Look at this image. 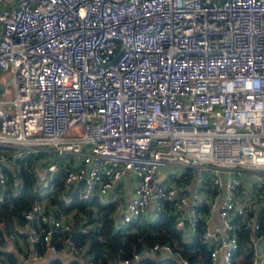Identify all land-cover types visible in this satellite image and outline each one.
<instances>
[{"label":"built area","instance_id":"obj_1","mask_svg":"<svg viewBox=\"0 0 264 264\" xmlns=\"http://www.w3.org/2000/svg\"><path fill=\"white\" fill-rule=\"evenodd\" d=\"M39 152L41 185L58 168L52 155L61 157L63 195L77 189L83 201L114 202L116 226L167 202L189 241L203 205L200 237L212 264L231 263L238 225L248 232L250 264H264V212H256L264 198V0L0 6V163L14 168ZM166 165L181 169L161 172ZM62 219L46 198L35 200L7 240L26 230L22 261L47 250L94 264ZM154 253L170 246L154 243L121 264Z\"/></svg>","mask_w":264,"mask_h":264},{"label":"trees","instance_id":"obj_2","mask_svg":"<svg viewBox=\"0 0 264 264\" xmlns=\"http://www.w3.org/2000/svg\"><path fill=\"white\" fill-rule=\"evenodd\" d=\"M44 156L41 152L26 154L15 159L14 168L0 163L4 177L0 185V264H21L16 254L6 249L7 235L14 231V225L18 223L22 212L33 201L41 198L47 199L57 217L62 216L63 224L70 231L75 230L79 222H83L82 231L73 238L86 245V253L94 264H121L124 258L154 243L168 244L171 253L144 255L139 260L140 264H180L182 258L192 264H212L208 256V245L200 237L204 230L202 215L206 210L203 205L198 207L195 233L189 241L183 240L182 231L175 228V214L167 202H163L162 209L148 219L138 216L116 226L114 202H101L96 196L83 201L78 198L77 189L63 195L65 168L61 157L52 155L58 168L47 183L41 185L43 177L36 174L33 163L36 158L42 159ZM68 231L66 228L56 229L52 240L58 243L59 237ZM236 232L237 247L230 264H250L252 249L248 232L240 225ZM261 254L264 256V249ZM41 264L64 263L52 258ZM67 264L79 263L71 261Z\"/></svg>","mask_w":264,"mask_h":264},{"label":"crops","instance_id":"obj_3","mask_svg":"<svg viewBox=\"0 0 264 264\" xmlns=\"http://www.w3.org/2000/svg\"><path fill=\"white\" fill-rule=\"evenodd\" d=\"M243 180H246V178L244 177ZM124 188H125V191H124V196L122 198L123 203L131 194V187H130V185L126 184V182L124 184ZM122 205H124V204H122ZM256 212L263 214V212H264V198L258 202V204L256 206ZM144 218H147V215H145ZM210 226H212V227H218L219 226V221L215 215H213L211 220H210ZM261 245H262L261 248L263 250L264 240H262ZM30 246L31 245H30V242L27 238L26 230L20 229V230H17L15 232V240L14 241L11 242V241L7 240L6 249L14 252L21 264H41L42 262L48 261V259H52V258H57L61 262H63L64 264L70 263L71 261H76L79 264H82L79 260L74 259V258H70L69 256L64 255L63 253L53 254V253L48 252L47 250H41V252H40L41 257L38 259L27 258L25 261H22L20 256L23 254L25 255L29 251Z\"/></svg>","mask_w":264,"mask_h":264},{"label":"water","instance_id":"obj_4","mask_svg":"<svg viewBox=\"0 0 264 264\" xmlns=\"http://www.w3.org/2000/svg\"><path fill=\"white\" fill-rule=\"evenodd\" d=\"M34 170L36 174L41 177L44 174V167H43V159L41 158H36L33 163ZM83 183V180L78 181V185L81 186ZM125 210V205H122L119 209L120 212ZM83 222H79L77 229L76 230H71L70 234L72 237L75 235L79 234L82 231V224Z\"/></svg>","mask_w":264,"mask_h":264},{"label":"rangeland","instance_id":"obj_5","mask_svg":"<svg viewBox=\"0 0 264 264\" xmlns=\"http://www.w3.org/2000/svg\"><path fill=\"white\" fill-rule=\"evenodd\" d=\"M12 1H13V0H6V1L3 2V3H0V6H2V5H8V4H10ZM179 169H181V167H173V166H169V165H166V166H162V167H160V171H161V172H166V171H168V170H177V171H179Z\"/></svg>","mask_w":264,"mask_h":264}]
</instances>
